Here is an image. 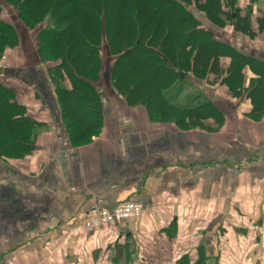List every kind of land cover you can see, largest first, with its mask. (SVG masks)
I'll return each instance as SVG.
<instances>
[{
	"label": "crops",
	"instance_id": "0c3cea01",
	"mask_svg": "<svg viewBox=\"0 0 264 264\" xmlns=\"http://www.w3.org/2000/svg\"><path fill=\"white\" fill-rule=\"evenodd\" d=\"M238 9L251 35L205 29L237 53L241 79L189 78L177 103L215 113L184 129L128 104L109 55L89 82L94 102L71 110L73 79L41 64L36 35L16 23L26 31L0 83L35 127L30 150L0 156V264H264V2ZM231 63L224 54L225 72ZM124 202L143 205L142 218L82 226Z\"/></svg>",
	"mask_w": 264,
	"mask_h": 264
},
{
	"label": "trees",
	"instance_id": "16d2710c",
	"mask_svg": "<svg viewBox=\"0 0 264 264\" xmlns=\"http://www.w3.org/2000/svg\"><path fill=\"white\" fill-rule=\"evenodd\" d=\"M238 2L0 0V55L19 44L16 27L3 19L4 11L9 9L27 29H39L36 38L41 64L57 65L68 79H73L74 89L66 97L71 110L73 102H94L89 82L99 77L102 57L109 55L115 59L111 85L128 104L144 106L151 120L174 122L184 129L215 113L211 108L201 109L203 105L191 108L177 103L189 78L204 81L215 75L221 83L241 79L242 63L235 61L237 53L216 42L213 33L205 29L206 22L219 28L234 23L239 31L251 35L248 17L239 16ZM120 18L130 23L119 30L116 21ZM224 54L232 59L230 72L222 67ZM146 56L158 67L157 72L150 74L141 65V58ZM135 67L144 69L142 77ZM55 80V88L61 90L64 81ZM260 86L264 87V77ZM146 87L149 92L144 90ZM34 127L14 91L0 83V156L30 150Z\"/></svg>",
	"mask_w": 264,
	"mask_h": 264
},
{
	"label": "built area",
	"instance_id": "2783aa9c",
	"mask_svg": "<svg viewBox=\"0 0 264 264\" xmlns=\"http://www.w3.org/2000/svg\"><path fill=\"white\" fill-rule=\"evenodd\" d=\"M145 212L143 205L134 202H124L112 210L97 209L92 218L83 222L88 231H97L103 227L115 226L140 220Z\"/></svg>",
	"mask_w": 264,
	"mask_h": 264
},
{
	"label": "rangeland",
	"instance_id": "374dc122",
	"mask_svg": "<svg viewBox=\"0 0 264 264\" xmlns=\"http://www.w3.org/2000/svg\"><path fill=\"white\" fill-rule=\"evenodd\" d=\"M111 2V1H110ZM97 10H98V8H97ZM123 11V10H122ZM96 15V14H95ZM3 16L5 17L4 18V20L6 21V22H8V23H12V24H14V26L16 27V23H18L19 21L17 20V18H16V13L15 12H13V11H11V10H9L8 9V11L6 10V11H4V13H3ZM233 16L234 17H236V13H234L233 12ZM13 19H15V21L14 22H12V20ZM94 23H96V24H98V22H96V20H94L93 21ZM118 24L116 25V27H117V29H122L123 27H125V25H128L130 22L128 21V20H126V19H123V18H120V19H118L117 21H116ZM262 22H264V20L262 21ZM20 23V22H19ZM134 24H135V22H133ZM212 24V23H211ZM205 25H208V24H206L205 23ZM24 26V25H23ZM25 27V26H24ZM24 30H22V29H19V31H17V33H18V39H19V44H18V46L17 47H15L14 49H16V48H18L19 47V45H20V35H21V32L22 31H24V34H25V31H26V29L25 28H23ZM28 31H30V33H33V35L35 36L36 35V37H37V34H38V32H39V29L37 30V29H35V30H29V29H27ZM184 35H188V33H184ZM213 37H214V35H213ZM37 39V38H36ZM165 43H167V40L165 41ZM13 49V50H14ZM118 51H120V50H118ZM8 51H6V52H4L2 55H0V69L1 68H3L2 69V71L4 70L5 71V69L7 70L8 68H9V63L7 62V57H8ZM127 62V61H126ZM140 63H141V65L142 66H144L145 68H146V70L150 73V74H152V72L153 71H158V67L157 66H154L152 63H151V61L149 60V57L148 56H146V57H143V58H141V60H140ZM136 68V70L141 74L139 77H142V75L144 74V69L143 68H139V67H135ZM134 74V72H131L130 74H129V76H134L133 75ZM139 84V82H137V83H134V86L136 85H138ZM145 91H147V92H149V88H145L144 89ZM77 98L79 99L80 97L79 96H77ZM89 106H90V104L89 103H86V102H83V103H80V102H78L77 103V107H78V109H83V108H85V109H87V108H89ZM88 115H89V113H88Z\"/></svg>",
	"mask_w": 264,
	"mask_h": 264
},
{
	"label": "water",
	"instance_id": "95a60500",
	"mask_svg": "<svg viewBox=\"0 0 264 264\" xmlns=\"http://www.w3.org/2000/svg\"><path fill=\"white\" fill-rule=\"evenodd\" d=\"M0 73H2V69H0ZM213 263V261H211L210 263H208V264H212Z\"/></svg>",
	"mask_w": 264,
	"mask_h": 264
}]
</instances>
